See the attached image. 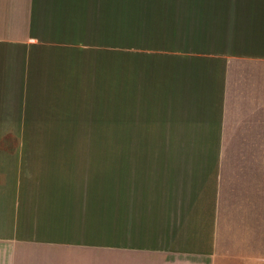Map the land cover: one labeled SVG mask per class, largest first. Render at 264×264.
Returning a JSON list of instances; mask_svg holds the SVG:
<instances>
[{
    "label": "crops",
    "instance_id": "obj_1",
    "mask_svg": "<svg viewBox=\"0 0 264 264\" xmlns=\"http://www.w3.org/2000/svg\"><path fill=\"white\" fill-rule=\"evenodd\" d=\"M0 264H264V0H0Z\"/></svg>",
    "mask_w": 264,
    "mask_h": 264
}]
</instances>
